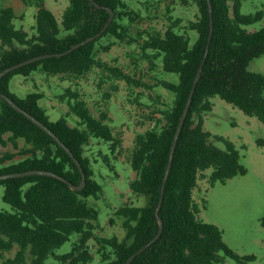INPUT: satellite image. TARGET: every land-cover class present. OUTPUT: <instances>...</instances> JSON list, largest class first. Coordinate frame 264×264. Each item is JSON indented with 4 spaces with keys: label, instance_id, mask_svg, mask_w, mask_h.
<instances>
[{
    "label": "trees",
    "instance_id": "1",
    "mask_svg": "<svg viewBox=\"0 0 264 264\" xmlns=\"http://www.w3.org/2000/svg\"><path fill=\"white\" fill-rule=\"evenodd\" d=\"M96 1L115 11L113 21L102 35L65 55L45 57L14 69L0 81V90L52 128L78 157L87 174V184L82 190H75L67 182L49 175L0 180V185L5 186L3 197L14 208L0 211V264H96L95 261L125 264L159 232L156 208L175 132L205 56L211 22L209 3L208 0H177L198 7L195 18L185 26L181 18L172 15L168 4L170 22L166 29L147 32L141 43L150 62L160 59L163 70L177 73L179 81L160 78L156 82L155 85L175 94L174 102L168 107L153 109L148 117L155 124L135 136L130 164L136 177L130 187L134 193L149 199L144 205L125 203L116 209L115 214L123 220L127 231L120 239L117 235L98 233L100 212L88 202L90 196L100 197L103 186L94 177V162L98 159L92 160L86 154V145L93 138L108 143L110 152L102 154V159L112 169H115L112 158L118 159L123 150V139L114 130L108 112L95 115L79 91L67 87L61 97L69 100L70 111L52 120L40 103L43 92L20 97L11 91V79L16 74L29 76L42 70L51 75L84 76L95 66L103 65L98 57L101 51L110 50L117 42L138 40L131 35V30L142 19V13L124 0ZM211 1V45L179 136L159 209L164 228L158 239L131 264H225L227 256L238 261L256 258L255 255L240 256L225 241L220 226L200 218L201 208L194 191L200 174L208 168H213L212 184L226 182L248 171L232 141L218 137L225 141L227 149L211 141L213 134L204 126V114L213 110L212 98L220 96L264 122V74L249 69L252 59L264 55V26L254 31L246 28L264 20V9L243 13V0ZM24 2L37 6L33 33L16 27L18 16L12 6L0 8V71L34 56L64 52L101 31L110 18L107 8H99L91 0H70L61 21L46 6V0ZM161 3V0L144 1L148 10L158 8ZM190 30L198 33L194 41ZM142 34L138 32L141 38ZM104 36H109V41L97 45ZM0 104V143L11 142L15 148L0 155V174L47 169L80 185L82 173L67 150L1 96ZM72 114L77 117L76 124L70 123ZM74 234L72 247L58 252ZM93 240L95 247L91 244Z\"/></svg>",
    "mask_w": 264,
    "mask_h": 264
},
{
    "label": "rangeland",
    "instance_id": "2",
    "mask_svg": "<svg viewBox=\"0 0 264 264\" xmlns=\"http://www.w3.org/2000/svg\"><path fill=\"white\" fill-rule=\"evenodd\" d=\"M128 5L142 13V19L132 26L131 35L137 37L133 42H117L110 50L98 55L102 66H95L84 76L51 75L36 70L31 75L16 74L11 79V91L20 97L33 92H43L40 103L48 110L52 120L59 119L70 111L68 99L61 94L67 87L78 90L95 115L107 111L114 130L123 141V150L118 159L112 158L115 169L108 166L102 154L110 152L108 143L93 138L86 145V154L94 162L95 178L102 184L100 197L90 196L88 202L95 206L100 214L98 233L105 236L117 235L123 239L127 233L123 220L115 211L125 203L144 205L148 197L131 190L130 182L136 172L130 164L137 132L153 126L155 121L148 116L155 108H164L173 104L175 94L165 87L155 85L160 79L178 82L179 75L163 70L162 61L155 59L152 64L144 54L141 43L147 32L154 29L164 31L168 26L169 4L172 15L182 19L185 26L194 19L197 5H184L177 0H161L158 8L147 9L146 0H124ZM70 0H46L50 8L61 21ZM12 6L17 14L15 25L34 32L37 6L28 5L24 0H0V8ZM264 9V0H243L242 12L254 13ZM264 20L247 25L249 31L260 29ZM142 32L143 36H138ZM192 41L198 33L190 30ZM109 36H104L97 45L107 43ZM249 69L264 74V55L252 59ZM161 100L162 102H158ZM213 110L204 114V126L211 131V141L222 149H227L223 137L232 141L240 151L241 163L248 169L246 174L230 178L226 182H210L213 168L200 174L194 198L199 204L200 218L215 223L223 229L224 239L240 256L255 255V259L238 261L227 256L225 264H264V122L257 116L245 113L239 107L229 103L220 96L212 98ZM1 111V104H0ZM70 123L76 124V116L70 115ZM23 144V141L21 142ZM7 150H15L11 142L0 143V155ZM113 157V156H112ZM5 186L0 185V211H13V206L4 199ZM113 221H112V220ZM76 238L74 234L58 252L67 251ZM96 246L95 241H91ZM98 264L97 261H95Z\"/></svg>",
    "mask_w": 264,
    "mask_h": 264
},
{
    "label": "water",
    "instance_id": "3",
    "mask_svg": "<svg viewBox=\"0 0 264 264\" xmlns=\"http://www.w3.org/2000/svg\"><path fill=\"white\" fill-rule=\"evenodd\" d=\"M92 2H94V4L101 8V7H105L109 10L110 12V18L109 21L107 22V24L104 26V28L99 31L98 33L89 36L88 38L74 44L73 46H71L68 50L64 51V52H59V53H48V54H43V55H38V56H34L31 58H28L22 62L13 64L11 66H8L6 68H4L3 70L0 71V81L2 79V77L4 75H6L7 73H9L10 71L17 69L21 66L27 65L29 63H32L34 61L43 59L45 57H51V56H62L65 55L67 53L72 52L73 50L79 48L80 46H82L83 44H86L88 42L93 41L94 39H96L97 37H99L100 35H102V33L107 29V27L111 24V22L113 21L114 17H115V11L112 7L110 6H104L102 4H100L98 1L96 0H91ZM209 3V8H210V16H211V22H210V35H209V40L207 43V47H206V51H205V56L204 59L198 69V72L196 74L195 80H194V84L192 86V89L190 91L188 100L186 102V105L184 107L183 113L181 115L177 130L175 132V136L172 142V146H171V150H170V155H169V160H168V164H167V168H166V172H165V176H164V180H163V184H162V190H161V197H160V201L159 204L156 208V214H157V218L158 221L160 223V229L159 232L154 236V238L149 241L148 243H146L144 246H142L139 250H137L134 254H132L128 260L125 262V264H131V262L134 260V258L140 254L141 252H143L147 247L150 246V244L154 241H156L158 239V237L161 235L163 228H164V222L163 219L161 218L160 214H159V209L162 206L163 203V199H164V194H165V188H166V183L167 180L169 178L170 172H171V168H172V164H173V159H174V155H175V151H176V147L178 144V140H179V136L182 132L184 123L186 121V118L188 116V113L190 111L191 108V104L193 102V98L196 92V88H197V84L198 81L200 80L202 74H203V70H204V63L206 61V57L208 55L209 49H210V45H211V39H212V34H213V8H212V1L208 0ZM0 96L5 99L7 102H9V104H11L12 106H14L17 110H19L20 112L24 113L29 119H31L33 122H35L36 124H38L41 128H43L46 132H48L51 136H53L56 141L62 146L64 147L67 152L72 156V158L74 159V161L77 163L81 173H82V182L80 185H76L73 182H71L68 178H66L64 175H61L55 171L52 170H47V169H29V170H25V171H18V172H10V173H4V174H0V180L2 179H7V178H13V177H23L26 175H33V174H40V175H49V176H53L56 177L58 179H61L65 182H67L73 189L75 190H82L86 184H87V174L86 171L81 163V161L78 159V157H76V155L74 154V152L70 149V147L57 135V133L55 131L52 130V128H50L46 123H44L42 120H40L38 117H36L34 114H32L31 112H29L28 110H26L25 108H23L13 97H11L9 94L4 93L0 90Z\"/></svg>",
    "mask_w": 264,
    "mask_h": 264
}]
</instances>
